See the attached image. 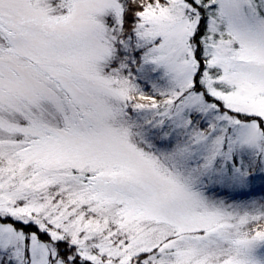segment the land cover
<instances>
[{"label": "snow or ice", "instance_id": "1", "mask_svg": "<svg viewBox=\"0 0 264 264\" xmlns=\"http://www.w3.org/2000/svg\"><path fill=\"white\" fill-rule=\"evenodd\" d=\"M0 264H264V0H0Z\"/></svg>", "mask_w": 264, "mask_h": 264}]
</instances>
